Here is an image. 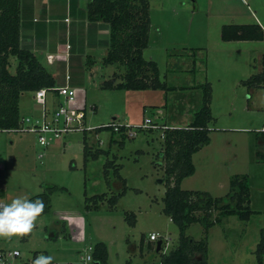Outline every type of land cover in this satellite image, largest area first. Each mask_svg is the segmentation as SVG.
<instances>
[{"label":"rangeland","instance_id":"374dc122","mask_svg":"<svg viewBox=\"0 0 264 264\" xmlns=\"http://www.w3.org/2000/svg\"><path fill=\"white\" fill-rule=\"evenodd\" d=\"M147 1L148 42L142 56L156 63L160 81L172 88H100L108 74L121 73L114 65L99 63L105 54L101 48L89 52L95 59L91 71L80 62V53L71 56L66 73L71 77L68 85L76 90L67 105L83 109L85 127L104 125L112 117L130 125H141L144 118L160 124L153 110L164 106L173 113L171 125L183 127L200 103L201 91L192 85L207 82L212 116L207 124L209 141L191 155L194 172L182 178L179 187L219 197L227 191L231 175L246 174L252 212L247 220L223 216L206 232L200 224L191 223L185 234L193 239L205 236L207 264H264V253L261 263L254 254L259 233L264 232V141L257 137L264 128V82L258 88L240 83L250 74L264 73L259 61L264 51V0ZM253 22L263 30L261 39H220L221 25ZM193 57L195 72H191ZM15 63L9 56L11 74ZM48 70L56 84L64 82V66ZM180 103L183 109L177 111ZM18 111L19 117L39 114L32 92L19 95ZM160 131L159 127H143L121 146L108 143L106 130L73 131L41 147L33 133L0 130L1 201L28 198L47 185L64 189L50 193L49 209L38 218L31 234L0 239V245L17 249L21 260L36 252L37 256H53L57 264H80V257L100 241L106 246V264H159L160 253L177 240L176 227L161 211L165 173ZM83 138L91 153L98 149L106 153L84 158ZM107 161L113 165L104 167ZM115 168L122 180L116 178ZM120 190L123 194L108 207L106 199ZM100 193L105 197L98 208L86 209L84 197ZM125 213L134 214V225H128ZM151 232L158 234L154 241L147 237ZM158 240L162 247L156 251Z\"/></svg>","mask_w":264,"mask_h":264},{"label":"trees","instance_id":"16d2710c","mask_svg":"<svg viewBox=\"0 0 264 264\" xmlns=\"http://www.w3.org/2000/svg\"><path fill=\"white\" fill-rule=\"evenodd\" d=\"M20 0H0V130L15 128L19 121L18 97L23 91L33 92L39 88L57 86L55 76L44 66L29 47L20 45ZM85 17L88 21H100L107 29V42L104 56L100 58L102 65H114L121 73L113 71L109 77L100 82L102 89L115 90H169L160 81L158 69L153 60L142 56V49L148 40L149 14L147 0H86ZM263 36L261 27L253 22L248 24H223L220 27V39L259 40ZM16 60L14 72L7 70L8 57ZM260 63L264 66V51L260 55ZM264 82V73L250 74L240 83L247 88H258ZM200 89V103L192 112L191 119L183 127L167 126L162 128L160 159L165 173L164 191L161 197V211L174 224L177 230L175 245L167 252L160 253L159 264H207V243L203 236L193 239L185 234L191 223L201 225L203 232L220 218L235 215L247 220L251 214L249 208V185L246 174H233L228 179L227 191L223 196L214 197L206 191L182 189L179 183L182 178L191 175L194 167L191 155L209 141L207 124L212 120L210 114V86L207 82L194 86ZM112 120V119H111ZM110 122V121H109ZM108 123V122H107ZM163 124V123H161ZM164 125V124H163ZM106 130L108 143L119 146L127 139L123 128L116 133L109 125L93 127L95 133ZM142 129H138L140 131ZM149 130H152L149 128ZM259 140L264 141V130L257 132ZM83 140V157L90 155L96 158L104 150L90 152ZM261 157L262 154L259 153ZM107 161L104 167L112 166ZM115 168L114 174L122 180ZM64 190L55 185L44 186V190L28 199H43L47 212L49 195L52 191ZM120 190L109 196L106 201L112 207L117 198L123 194ZM105 193L85 196L84 207L97 209L98 202L103 200ZM43 214V213H42ZM128 217H130L128 219ZM128 225H134V214L125 213ZM142 236L140 237V243ZM160 241V248L162 247ZM264 253V232L261 230L254 254L256 261L261 263ZM33 256L36 252L32 253ZM91 261L95 264H106V246L103 242H95L90 247Z\"/></svg>","mask_w":264,"mask_h":264},{"label":"crops","instance_id":"0c3cea01","mask_svg":"<svg viewBox=\"0 0 264 264\" xmlns=\"http://www.w3.org/2000/svg\"><path fill=\"white\" fill-rule=\"evenodd\" d=\"M85 1L86 0H20V45L29 47L37 56L41 55L39 56L41 57L40 62L46 66L47 69L50 68L52 72L54 69H59L64 66L65 73L63 78L65 75H67L68 78H64L63 83L56 85H68V80H70L71 77L66 73V65L69 64L72 55L80 53L82 55L80 62L91 71V65L95 59L89 52L101 48L103 52L106 50V26L100 21H88L86 19L84 11ZM236 44H238V42ZM236 49L238 50V48ZM195 51L196 53L199 52L197 48ZM46 58H49L52 63H47ZM190 62H192L191 72H195L197 62L194 57ZM200 67V63H198V68ZM260 70H262V67H260ZM198 84L200 83L192 86L194 87ZM177 107V111L183 109L181 103L178 104ZM163 108L160 109L155 107L153 111H160L159 120L161 123L166 126L174 127V125L170 123L172 122L171 118L173 117V113L167 110L166 106ZM114 118L115 117H112L111 119Z\"/></svg>","mask_w":264,"mask_h":264},{"label":"built area","instance_id":"2783aa9c","mask_svg":"<svg viewBox=\"0 0 264 264\" xmlns=\"http://www.w3.org/2000/svg\"><path fill=\"white\" fill-rule=\"evenodd\" d=\"M46 61L49 64L52 63L49 58H46ZM64 78L67 79L68 76L65 75ZM75 90L76 88L63 84L54 86L50 90L42 87L33 91L32 98L39 106V114L37 116L19 117L17 126L6 131L33 133L38 146L46 147L50 142L68 132L93 130V127L84 126V111L82 108L67 105L69 101L73 100ZM154 113L159 119L160 111L155 110ZM105 125H109L111 130L116 133L120 132V128H123V133L127 138L134 137L137 130L143 127L151 129L167 127L161 123L158 124L150 118H144L142 124L138 126L130 125L126 122H118L115 119L110 120ZM261 129L264 130V128ZM147 237L150 241H154L158 238V234L151 232ZM36 256L37 254L35 256L31 254L27 259L21 260L17 249H9L0 245V260H3L4 264H31ZM88 262H92L90 253H86L80 257V264H87ZM53 264L57 263L53 262ZM62 264L68 263L64 262Z\"/></svg>","mask_w":264,"mask_h":264},{"label":"clouds","instance_id":"9594fccd","mask_svg":"<svg viewBox=\"0 0 264 264\" xmlns=\"http://www.w3.org/2000/svg\"><path fill=\"white\" fill-rule=\"evenodd\" d=\"M45 209V201L40 198L30 200L16 197L10 203L0 201V239L28 236ZM53 260V256L40 254L31 264H53ZM0 264H4V261L0 260Z\"/></svg>","mask_w":264,"mask_h":264},{"label":"water","instance_id":"95a60500","mask_svg":"<svg viewBox=\"0 0 264 264\" xmlns=\"http://www.w3.org/2000/svg\"><path fill=\"white\" fill-rule=\"evenodd\" d=\"M159 248H160V241L158 240V241L156 242L155 250L158 251ZM93 264H95V263H93Z\"/></svg>","mask_w":264,"mask_h":264}]
</instances>
